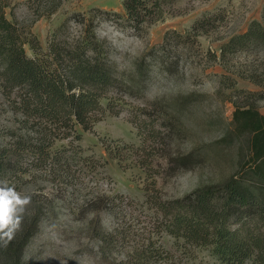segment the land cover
Masks as SVG:
<instances>
[{"label":"rangeland","instance_id":"1","mask_svg":"<svg viewBox=\"0 0 264 264\" xmlns=\"http://www.w3.org/2000/svg\"><path fill=\"white\" fill-rule=\"evenodd\" d=\"M2 2L24 28L28 56L93 30L114 69L107 96L117 112L77 126L80 139L56 140L61 159L51 168L30 152L10 157L0 174V264H118L135 250L153 256L149 264H223L211 245L166 232L157 204L232 176L264 204V158H254L252 132L235 119L239 109L264 114V44L216 56L251 21L264 23V0H163L162 16L140 30L121 17L123 0H61L38 17L36 1ZM9 107L0 90V150L12 144Z\"/></svg>","mask_w":264,"mask_h":264},{"label":"trees","instance_id":"2","mask_svg":"<svg viewBox=\"0 0 264 264\" xmlns=\"http://www.w3.org/2000/svg\"><path fill=\"white\" fill-rule=\"evenodd\" d=\"M32 1L37 2V10L42 8L37 17L51 14L61 2ZM162 2L123 0L121 17L131 29L140 30L162 16ZM2 3L0 0V90L9 101L15 127L9 134L12 144L0 150V174L10 157L20 151L30 152L35 162H49L51 168L61 159L57 150L51 151L56 140L80 139L75 132L77 126L88 130L106 111L117 112L115 100L107 96L115 81L114 69L103 42L86 26L76 38L52 40L47 52L28 56L23 46L24 28L7 19ZM208 21L193 24L194 34L206 31ZM252 41L264 44V23L251 21L245 32L221 44L216 56L223 57L224 48L232 50ZM102 99L107 100L104 106ZM248 112V108L236 110L235 119L240 115L241 127L251 130L253 156L261 160L264 114L259 119L244 117L243 113ZM260 171L254 172L261 176ZM237 183L232 176L220 185L158 202L157 208L165 218L164 230L193 245H211L223 264H243L249 259L264 264V204L257 202L252 189L242 190ZM248 209L253 210L251 214ZM37 222L34 219L33 225ZM233 222L237 225L232 226ZM107 235L103 241L110 243L113 238ZM152 257L135 250L126 253L118 264H149Z\"/></svg>","mask_w":264,"mask_h":264},{"label":"snow or ice","instance_id":"3","mask_svg":"<svg viewBox=\"0 0 264 264\" xmlns=\"http://www.w3.org/2000/svg\"><path fill=\"white\" fill-rule=\"evenodd\" d=\"M8 201H4L3 202V214H4V217L6 218V213L8 211L6 205H7Z\"/></svg>","mask_w":264,"mask_h":264}]
</instances>
